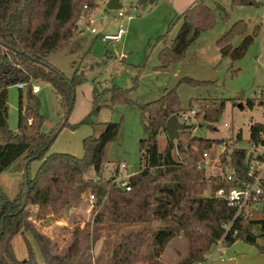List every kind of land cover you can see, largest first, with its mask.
Returning <instances> with one entry per match:
<instances>
[{"label": "trees", "instance_id": "1", "mask_svg": "<svg viewBox=\"0 0 264 264\" xmlns=\"http://www.w3.org/2000/svg\"><path fill=\"white\" fill-rule=\"evenodd\" d=\"M98 1L0 0V173L22 156L25 161L23 189L18 196L11 199L0 187V264H78L99 238V226L105 222L141 225L136 230L121 234L116 241L111 254L118 257V264H159L166 246L181 234L189 241L185 264L206 261V254L219 240L225 246L242 240L264 253V242L261 241L264 240V204L263 217L235 219V209L225 199L215 195L219 188L239 187L249 179L248 151L234 146L235 142L243 141L242 132L233 139H210L191 136L190 127L181 131L177 140L168 139L165 149L160 150L158 138L166 132L167 119L181 112L176 88L166 90L157 100L139 104L145 137L139 142L140 171L127 179L130 190L121 186L114 177L110 180L104 177L109 164L108 150L118 138L121 121L107 122L100 135L86 137L82 157L49 152L59 131L69 125L76 89L87 78L79 69L68 77L47 57L76 36L80 31L79 21L92 17ZM156 1L137 0V5ZM231 2L233 6L263 4L255 0ZM217 6L226 12L222 4ZM179 19H182V24L175 38L159 52L163 70L182 61L191 44L215 26L216 18L207 0H195ZM247 29V22L238 21L218 40L222 56L235 62L246 55L260 26H256L253 35H245ZM238 36L244 38L238 46H234L233 40ZM107 55L112 57L110 52ZM39 80L53 87L64 110L65 122L49 133L43 130L45 116L40 109V99L33 92L34 82ZM180 82L191 86L209 83L190 77ZM19 83H25L26 94L19 88L18 126L14 131L9 126L8 89ZM107 90L112 95L113 104L134 103L128 97L129 90L117 84ZM93 93L98 100L99 84L94 86ZM258 99L264 103L263 97ZM248 104L254 107L252 100ZM224 108L223 100L220 106L205 109L204 117L211 129L222 116ZM83 124L94 123L87 116L70 127L76 129ZM249 142L264 144L263 123L252 122ZM223 143L226 149L220 154V162L224 173L227 166L234 170L232 180H227L226 173L212 176L207 174L205 167L199 168L204 153L209 154ZM33 160H41L34 176L30 173ZM89 169L95 171L96 178L85 177ZM83 191L94 194V210L107 201L108 204L104 205L106 211L97 210L91 222L84 227L78 226L68 250L63 254L57 253L54 239L37 228L31 207L61 212L72 205ZM206 191L209 194H205ZM230 223V228H227L226 224ZM25 231L35 239L42 261ZM18 235L24 236L28 250V258L24 260L18 258L13 243Z\"/></svg>", "mask_w": 264, "mask_h": 264}, {"label": "rangeland", "instance_id": "2", "mask_svg": "<svg viewBox=\"0 0 264 264\" xmlns=\"http://www.w3.org/2000/svg\"><path fill=\"white\" fill-rule=\"evenodd\" d=\"M195 0H157L153 4L137 5V0H121L124 16L117 18L119 10L107 8L106 0H99L98 7L93 11L94 21L81 18L82 27L74 38L62 48L52 52L48 60L55 62L68 77H72L77 69L87 80L76 89V101L68 123L59 131L53 142L51 152H64L82 157L84 154L83 141L90 135H100L105 123L121 121L118 138L111 143L108 150L109 165L106 166L104 177H121L127 180L129 175L138 173L141 168V153L139 142L145 137L142 125V112L139 104L152 102L161 98L166 90L177 89L181 112L179 117L189 113L184 119L191 125L189 134L204 138L233 139L242 132L243 141L235 142L234 146L249 148L250 126L258 121L264 124V103L258 99L262 91L264 98V2L261 5L233 6L231 0H207V4L215 13V26L203 32L188 48L185 58L170 65L168 69L161 68L159 52L170 45L178 33L182 19L178 18ZM220 3L226 12L219 9ZM248 24L245 35H253L256 26L260 31L249 47L246 55L233 62L231 58L220 53L218 40L228 32L238 21ZM123 23L126 34L120 41L104 42L107 46L102 53H96L91 46L95 35L91 28L99 31V39L104 33L115 32ZM174 23V24H173ZM244 36L233 40L238 46ZM105 46V47H106ZM110 52L112 57H108ZM127 57L124 58L123 54ZM190 77L209 83L191 86L180 82ZM100 82V83H99ZM41 88L37 94L40 99V109L45 116L43 130L47 133L55 130L63 120L64 110L61 107L60 96L53 87L42 80L34 85ZM99 84V99L94 97V86ZM117 84L129 90L128 97L134 103L113 104L112 95L107 89ZM9 92V126L14 131L18 126L19 95L17 84L8 89ZM26 94V87L23 89ZM225 101V108L220 119L209 127L205 120V109L218 107ZM254 102L250 107L248 101ZM195 109V114L190 111ZM89 116L94 124H83L76 129L70 125L81 122ZM188 134V135H189ZM187 137V135H185ZM167 133H161L158 138L159 148L163 151L167 145ZM224 148L219 146L209 153L208 159L203 157L202 163L208 175H224L221 162L214 160ZM41 160H33L30 173L34 176ZM120 163L127 164L126 169H118ZM25 172L24 156L20 157L5 171L0 173V187L14 199L23 189ZM93 169H89L85 177L96 178ZM81 195L61 212L39 210L32 206L33 218L37 228L54 239V250L65 253L73 242L74 230L84 227L94 219L97 210H105L106 201L99 209L94 210L88 193ZM205 194H209L206 191ZM263 217L259 214V218ZM140 224H111L105 222L99 226L98 239L86 251L78 264H118V257L111 254L116 241L121 234L140 228ZM31 241L39 260L42 256L32 235L25 231ZM242 241V240H240ZM264 242L263 239H261ZM244 242V241H242ZM14 247L19 259L28 258V250L23 235L14 239ZM245 243V242H244ZM189 241L181 234L173 238L166 246L159 259V264H185L188 257ZM101 257V259H100ZM100 259L99 263L98 260Z\"/></svg>", "mask_w": 264, "mask_h": 264}, {"label": "built area", "instance_id": "3", "mask_svg": "<svg viewBox=\"0 0 264 264\" xmlns=\"http://www.w3.org/2000/svg\"><path fill=\"white\" fill-rule=\"evenodd\" d=\"M257 2H264V0H255ZM124 12L119 9L117 18L123 17ZM91 31L93 33H98L96 28H91ZM126 34V28L124 27V24L121 23L118 27V29L113 33H104L101 37L103 42H110V41H120ZM123 57L126 58L127 54L124 53ZM19 88L24 89L25 83H19L17 84ZM40 91V87L38 85L33 86V92L38 93ZM263 93L262 91L259 92L258 97H262ZM195 109H192L190 111V114H195ZM179 117V115H178ZM189 117V113H186L184 117H179L181 122H184V119H187ZM220 148H224L221 153H223L226 149L225 143L219 145ZM248 151L249 157H248V181L242 182V185L239 187L232 186L229 189L226 188H219L215 195L217 197L223 198L227 201L228 205L235 209V219L237 217H243L245 219H256L259 218V214H262L263 210V204H264V144H258L255 142H251L249 148H245ZM220 153V154H221ZM220 154L216 160L217 162H220ZM208 153H204V157L207 158L206 161H209L208 159ZM204 167L203 163L201 162L199 164V168ZM127 164L120 163L118 169L122 171V169H126ZM226 175L225 177L227 180H232L234 175V170L227 166L225 168ZM132 175V174H131ZM129 175L128 178L131 176ZM114 180L119 182V184L123 187H125L127 190L131 189V186L128 184L127 180H123L121 177H115ZM127 178V179H128ZM89 200L91 203L95 201V196L93 193L89 192L88 194ZM230 224H226L227 228H230ZM223 245V241L219 240L214 246L213 249L206 254L207 260L206 261H199L196 264H206L208 260L215 255L218 251L221 250V246Z\"/></svg>", "mask_w": 264, "mask_h": 264}, {"label": "crops", "instance_id": "4", "mask_svg": "<svg viewBox=\"0 0 264 264\" xmlns=\"http://www.w3.org/2000/svg\"><path fill=\"white\" fill-rule=\"evenodd\" d=\"M108 1L109 0H106L107 3ZM80 21H79V24H80ZM93 21H94V18L92 17L89 23L92 24ZM81 29L82 27L80 28V30ZM98 40H99V31L98 33H96L94 42L92 43L91 46H95ZM106 48L107 46L104 47L103 50H105ZM49 62L57 66L55 62L50 61V60ZM40 92H41V88L38 93ZM206 264H264V253L259 252V250L255 246L238 240L234 242L233 244H231L230 246L222 245L221 250L215 253V255H213Z\"/></svg>", "mask_w": 264, "mask_h": 264}, {"label": "water", "instance_id": "5", "mask_svg": "<svg viewBox=\"0 0 264 264\" xmlns=\"http://www.w3.org/2000/svg\"><path fill=\"white\" fill-rule=\"evenodd\" d=\"M107 8L110 10H119L123 8V4L121 3V0H109L107 3ZM104 47L105 43L102 41V39H99L93 47V51L96 53H102ZM190 127V124L181 122L177 114L171 115L167 119L165 125L168 139L171 141L177 140L179 138L180 132Z\"/></svg>", "mask_w": 264, "mask_h": 264}]
</instances>
